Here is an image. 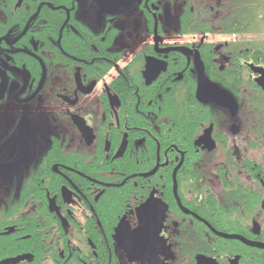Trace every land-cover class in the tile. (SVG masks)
Wrapping results in <instances>:
<instances>
[{
	"label": "flooded vegetation",
	"instance_id": "flooded-vegetation-1",
	"mask_svg": "<svg viewBox=\"0 0 264 264\" xmlns=\"http://www.w3.org/2000/svg\"><path fill=\"white\" fill-rule=\"evenodd\" d=\"M263 76L264 0H0V264H258Z\"/></svg>",
	"mask_w": 264,
	"mask_h": 264
},
{
	"label": "water",
	"instance_id": "water-1",
	"mask_svg": "<svg viewBox=\"0 0 264 264\" xmlns=\"http://www.w3.org/2000/svg\"><path fill=\"white\" fill-rule=\"evenodd\" d=\"M205 82V81H204ZM207 85V84H206ZM258 85L264 89V76L258 81ZM203 89V86L201 87ZM201 88L198 94L203 96ZM208 91H205L206 97L208 94L214 95V101L223 104L228 100L231 102L227 94L220 91L216 87L207 85ZM175 179V178H174ZM159 202V201H158ZM160 203V202H159ZM162 204V203H161ZM151 199L147 201L146 204L142 205L136 210L137 226L134 229H130L125 218H122L116 227L115 231V242L117 246L123 251L128 262H139L140 264H155L157 262V257L159 254L168 250L165 247V242L160 239L159 234L162 228L163 221L165 219L164 213L166 208L162 205L161 215L156 213V216H149V208L152 206ZM154 209V207H153ZM158 215V216H157ZM218 237L237 240L241 244L256 247L260 250H264V244L248 242L239 236H230L217 233ZM197 264H217L212 258H205L203 256H198L196 258ZM237 258L230 261V264H236Z\"/></svg>",
	"mask_w": 264,
	"mask_h": 264
},
{
	"label": "trees",
	"instance_id": "trees-1",
	"mask_svg": "<svg viewBox=\"0 0 264 264\" xmlns=\"http://www.w3.org/2000/svg\"><path fill=\"white\" fill-rule=\"evenodd\" d=\"M257 262H258V264H264V258L261 257L260 253L257 256Z\"/></svg>",
	"mask_w": 264,
	"mask_h": 264
}]
</instances>
